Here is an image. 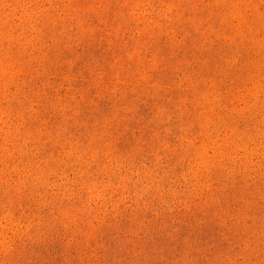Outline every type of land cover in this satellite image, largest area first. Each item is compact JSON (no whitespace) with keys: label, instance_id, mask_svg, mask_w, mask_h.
Masks as SVG:
<instances>
[{"label":"rangeland","instance_id":"rangeland-1","mask_svg":"<svg viewBox=\"0 0 264 264\" xmlns=\"http://www.w3.org/2000/svg\"><path fill=\"white\" fill-rule=\"evenodd\" d=\"M0 264H264V0H0Z\"/></svg>","mask_w":264,"mask_h":264}]
</instances>
